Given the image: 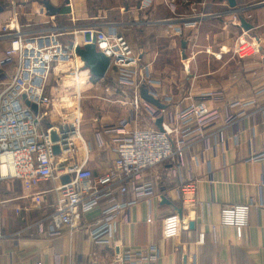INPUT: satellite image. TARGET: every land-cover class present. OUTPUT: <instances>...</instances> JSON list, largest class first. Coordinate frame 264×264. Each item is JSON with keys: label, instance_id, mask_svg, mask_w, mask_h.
<instances>
[{"label": "crops", "instance_id": "crops-1", "mask_svg": "<svg viewBox=\"0 0 264 264\" xmlns=\"http://www.w3.org/2000/svg\"><path fill=\"white\" fill-rule=\"evenodd\" d=\"M44 1L37 6L27 0H14L16 5L0 0V33L2 24L16 15L28 35L57 32L64 44L83 46L92 41L91 29L114 24L134 47L139 65H148L162 89L173 96L168 104L172 114L179 108L177 102H203L215 116L206 127L207 137L191 136L181 156L148 172L147 180L160 177L156 192L120 215L114 245L96 244L87 233L98 209L79 215L75 228L64 227L54 239L44 238L38 228L24 229L53 211L60 196L55 188L75 171L94 177L111 167L116 138L105 130L129 116L133 88H118L112 71L97 78L85 62L80 64L83 122L75 153L59 152L56 177L49 181L0 179V264L111 262L125 246L152 245L159 264H264V161L251 158L253 152L264 151V92L258 93L264 87V0H154L148 8L141 7L143 0H47L58 8L54 15ZM193 7L222 16L204 18L181 35L170 33V25L180 24L178 17L194 13ZM232 14L239 21L234 22ZM242 19L252 28L245 29ZM137 32L149 33L139 43ZM8 46L9 39L0 36V76L13 72ZM174 51L180 55V68L168 61ZM76 82L71 71L52 73L46 93L53 104L42 129L56 127L58 109L76 100ZM251 99L255 106L240 105ZM140 115L138 121L130 120V128H157L145 109ZM164 121L172 122L168 117ZM124 198L131 200L133 193ZM228 203H250L246 227L220 223L221 209Z\"/></svg>", "mask_w": 264, "mask_h": 264}, {"label": "built area", "instance_id": "built-area-1", "mask_svg": "<svg viewBox=\"0 0 264 264\" xmlns=\"http://www.w3.org/2000/svg\"><path fill=\"white\" fill-rule=\"evenodd\" d=\"M11 1L16 5L14 0ZM165 1L169 4L174 0ZM153 2L143 0L141 7L148 8ZM195 8H192V14L180 15L178 19L181 23L170 25L169 32L181 35L184 28H196L204 18L222 16L211 11L198 12ZM232 16L234 22L239 21L236 14ZM16 19L15 15L4 22L0 33L1 37L9 39L6 54L14 63L11 74L3 73L0 76V179L15 177L26 183H42L56 177L55 160L59 153L54 152L55 145L59 146L60 154L73 155L76 151L83 122L79 68L84 61L75 51L78 46L76 42L71 46L64 44L57 32L28 35L20 29ZM90 33L91 38L95 37L97 49L109 58L107 73H114L115 85L122 89L133 88L129 116L120 119L115 127L105 130V133L115 135V158L107 171L94 177L81 176L80 169L75 171V176L55 188L60 196L53 211L24 230L38 228L37 234L54 239L64 227L75 228L79 215L98 209L99 216L88 224L87 233L96 244L114 245L120 215L137 204L139 199L156 192L160 177L155 175L147 180L148 172L181 156L189 146L191 136L197 140L207 137L206 127L215 113L203 102L186 105L177 102L179 108L172 114L168 104L174 101L173 96L162 89L161 80L152 76L148 65H139L134 47L114 24L106 28L95 27ZM59 71L74 73L77 80L76 100L72 102L73 111L63 116L66 120L62 127L44 130V109L50 101L46 93L48 81L52 73ZM143 87L164 106L157 107L147 102L141 95ZM263 92L264 87L258 91ZM206 94L214 96V93ZM25 99L37 105V112L25 103ZM256 104V100L251 99L240 105L250 107ZM142 109L148 112L153 121L168 117L172 122L167 124L163 118L162 130L155 127L130 128V120L138 121ZM53 130L60 137L57 142L52 141ZM251 158L264 161V151L253 152ZM130 192L133 198L125 199L124 196ZM1 203L0 239L4 238L1 232ZM250 208V203L225 204L221 209L220 223L234 228L246 227ZM178 227L180 223H177ZM199 238L202 240L203 234ZM159 258L155 245L149 248L125 246L115 253L111 262L92 260L86 263L81 260L76 264H159Z\"/></svg>", "mask_w": 264, "mask_h": 264}, {"label": "water", "instance_id": "water-1", "mask_svg": "<svg viewBox=\"0 0 264 264\" xmlns=\"http://www.w3.org/2000/svg\"><path fill=\"white\" fill-rule=\"evenodd\" d=\"M44 5L47 9V11L51 14H57L58 8H56L54 5H52L49 1L45 0ZM242 25L245 29L252 28V25L247 22L245 19H242ZM76 53L81 57V59L85 62V67H87L92 75H94L97 78H103L108 70L109 67V58L104 55L103 52L99 51L95 44V37L92 38V41L86 45L83 46H76L75 47ZM141 95L144 99L147 101L157 105L158 107H163L164 105L160 103V101L156 98H154L152 95L148 93L147 88H142ZM25 98V95L23 96ZM25 103L30 106L33 111L37 112L38 107L36 104L31 103L29 100L25 99ZM164 117H159L156 120V126L158 129L162 130V121ZM51 138L53 142H57L59 140L58 133L53 130L51 132ZM54 152L59 153L60 148L58 145L54 146Z\"/></svg>", "mask_w": 264, "mask_h": 264}, {"label": "rangeland", "instance_id": "rangeland-1", "mask_svg": "<svg viewBox=\"0 0 264 264\" xmlns=\"http://www.w3.org/2000/svg\"><path fill=\"white\" fill-rule=\"evenodd\" d=\"M28 1V0H27ZM60 2H62L63 0H59ZM5 3V2H4ZM135 32L134 31H132L131 32V38L132 39H136V36H135V34H134ZM149 33V32H148ZM148 33H146L145 35H147ZM127 34V33H126ZM136 35H137V38H138V41H139V43H141V41H142V37H145V35H142V33L141 32H137L136 33ZM137 54V53H136ZM169 57H168V61H175V62H173V64H177V66H178V68H180V62H179V60H180V55L178 56L177 55V52H173V55L172 54H169L168 55ZM162 58H163V56H162ZM161 61V60H160ZM159 61V62H160ZM159 64H161V63H159ZM72 83V82H71ZM72 85V84H71ZM76 86V85H75ZM85 87V84H82V89ZM72 89H74V86H72ZM84 92H85V90H84ZM50 98V101H49V105H48V107H46L45 109H44V113H45V116H44V119H43V121L47 118V109L48 108H51V106H52V104H53V101H52V96L51 97H49ZM71 105H72V103L71 102H65L64 104H62V109H58V121H57V123H55V124H57L56 125V127H62L63 126V124H64V122H65V120L66 119H64L63 118V116L64 115H66L67 113H71L72 111H73V106L71 107Z\"/></svg>", "mask_w": 264, "mask_h": 264}, {"label": "trees", "instance_id": "trees-1", "mask_svg": "<svg viewBox=\"0 0 264 264\" xmlns=\"http://www.w3.org/2000/svg\"><path fill=\"white\" fill-rule=\"evenodd\" d=\"M29 3H35L38 6V5H42L43 4V0H28V4ZM109 83H112V82L109 80ZM47 118H48V116H47ZM47 118H46V120H47Z\"/></svg>", "mask_w": 264, "mask_h": 264}]
</instances>
